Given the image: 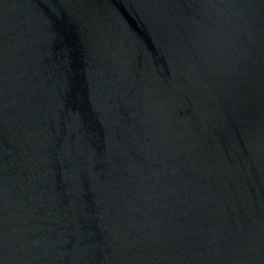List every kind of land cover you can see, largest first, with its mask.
<instances>
[{"label": "water", "instance_id": "water-1", "mask_svg": "<svg viewBox=\"0 0 264 264\" xmlns=\"http://www.w3.org/2000/svg\"><path fill=\"white\" fill-rule=\"evenodd\" d=\"M0 264H264V0H0Z\"/></svg>", "mask_w": 264, "mask_h": 264}]
</instances>
